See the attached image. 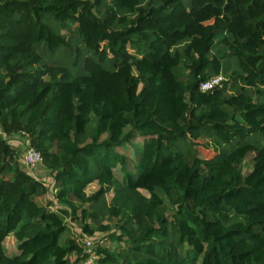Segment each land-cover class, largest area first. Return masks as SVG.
I'll return each mask as SVG.
<instances>
[{
    "label": "trees",
    "instance_id": "trees-1",
    "mask_svg": "<svg viewBox=\"0 0 264 264\" xmlns=\"http://www.w3.org/2000/svg\"><path fill=\"white\" fill-rule=\"evenodd\" d=\"M80 209L122 222L98 264H264V0H0V264H82Z\"/></svg>",
    "mask_w": 264,
    "mask_h": 264
},
{
    "label": "rangeland",
    "instance_id": "rangeland-1",
    "mask_svg": "<svg viewBox=\"0 0 264 264\" xmlns=\"http://www.w3.org/2000/svg\"><path fill=\"white\" fill-rule=\"evenodd\" d=\"M9 142L14 145L20 152V157H19V162L22 165V168L33 174L36 178H38L39 180H43L48 186H49V193L47 194V196L45 198H41V200L39 199V203L42 204H49L52 203L53 207L52 210L56 211L58 210L61 206L58 204V200H57V196H58V188L55 185L54 181L51 179L49 172L44 168V166L41 164H38L36 167L33 168H29L26 166L25 164V154L29 149V144H28V140L27 138L21 136V135H15L13 137H9L8 138ZM141 139L135 141L131 146H127L126 150L128 151L127 153L129 155H131V165H130V169L135 171V156L137 153H139L141 151ZM201 155L205 158H208L210 156L213 155V153L205 150L204 148L201 149ZM253 154L251 156H249L244 164H243V173L244 175H246L247 173H249L252 169V158H253ZM120 172L117 171V175L118 178H121V175L119 174ZM98 189V186L96 184H93L91 186L88 187L87 189V193L90 195L92 193H94L96 190ZM144 194L146 196H148V192H144ZM160 195H162L161 193H159ZM113 196V193L108 194L107 198L109 201H111ZM163 196V195H162ZM164 197V196H163ZM166 204L170 207V209L172 208L171 205L169 204V201L167 199H165ZM75 204L77 206H79V204L77 202H75ZM81 207V206H80ZM84 207H86V209L89 207L87 205H85ZM82 210H79V213L77 215V221L72 222L70 219H65V223L68 227V230L65 234V236L63 237L62 241L63 243L70 238H74L76 240L84 237L85 235H87L86 233H84V229L85 226H89L94 232H95V236H93L96 240L99 241H103L106 243V245L103 248H107L111 251H118L120 248L127 246V243H123V244H119L117 241H112L109 236L110 234H120V229L119 226L122 224L121 221L118 220H110V219H105L101 225L100 224H96L91 218H88L87 221L84 223L82 221H80L81 218V212ZM171 217V213L168 214ZM87 224V225H86ZM130 227H132L135 231H138V226L137 224H129ZM104 229H109L108 232H103ZM87 237H90L87 235ZM109 238V239H108ZM5 250L7 252L8 255L10 256H15L17 254H19V242L15 239L14 236H10L6 242H5ZM72 260H75L76 255L73 254L72 255Z\"/></svg>",
    "mask_w": 264,
    "mask_h": 264
},
{
    "label": "built area",
    "instance_id": "built-area-1",
    "mask_svg": "<svg viewBox=\"0 0 264 264\" xmlns=\"http://www.w3.org/2000/svg\"><path fill=\"white\" fill-rule=\"evenodd\" d=\"M226 81L223 75L213 77L201 85L202 92L213 91L217 87H221ZM43 161L42 156L33 148H29L25 154V164L29 168L36 167ZM79 245L83 247L85 253V259L82 264H98L100 260V254L98 253V248H102L106 245L105 242L96 240L94 237L84 236L77 240Z\"/></svg>",
    "mask_w": 264,
    "mask_h": 264
},
{
    "label": "crops",
    "instance_id": "crops-1",
    "mask_svg": "<svg viewBox=\"0 0 264 264\" xmlns=\"http://www.w3.org/2000/svg\"><path fill=\"white\" fill-rule=\"evenodd\" d=\"M94 184H96V185L98 186L97 183H94ZM92 185H93V184H92ZM47 186H48V185H47ZM98 188H99V186H98ZM97 190H98V189H97ZM97 190H96V191H97ZM96 191H95V192H96ZM92 194H93V193H92ZM41 198H45V197H41ZM41 198H39V199L41 200ZM39 199L37 200L38 202H39ZM41 201H42V200H41ZM42 205L45 206L46 204H42Z\"/></svg>",
    "mask_w": 264,
    "mask_h": 264
}]
</instances>
